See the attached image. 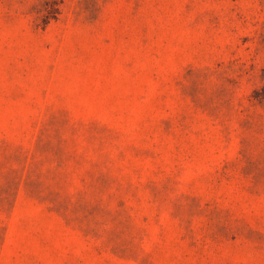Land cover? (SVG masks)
Returning <instances> with one entry per match:
<instances>
[{"label":"rangeland","instance_id":"obj_1","mask_svg":"<svg viewBox=\"0 0 264 264\" xmlns=\"http://www.w3.org/2000/svg\"><path fill=\"white\" fill-rule=\"evenodd\" d=\"M0 264H264V0H0Z\"/></svg>","mask_w":264,"mask_h":264}]
</instances>
